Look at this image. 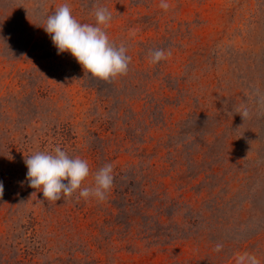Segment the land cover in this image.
<instances>
[{"label": "rangeland", "instance_id": "1", "mask_svg": "<svg viewBox=\"0 0 264 264\" xmlns=\"http://www.w3.org/2000/svg\"><path fill=\"white\" fill-rule=\"evenodd\" d=\"M64 3L111 12L126 75L58 52L44 27ZM169 3L0 0V264H264V0ZM57 145L88 161L85 186L113 164L106 200L30 186L26 158Z\"/></svg>", "mask_w": 264, "mask_h": 264}, {"label": "clouds", "instance_id": "2", "mask_svg": "<svg viewBox=\"0 0 264 264\" xmlns=\"http://www.w3.org/2000/svg\"><path fill=\"white\" fill-rule=\"evenodd\" d=\"M160 7L167 11L171 5L169 0H160ZM96 24L81 23L72 12L68 3L56 8L47 17L45 31L50 35L59 53L69 52L92 76L109 81L129 71L131 57L124 44L116 46L106 31L112 20V14L106 7L95 10ZM171 51L155 49L150 53L153 64L166 60ZM264 100V95L260 97ZM252 105L244 102L237 111L245 113ZM264 109V104L258 105ZM28 168L26 178L32 188L40 190L48 202L71 198H95L98 201L107 199L114 187L115 175L112 163L105 164L95 173L94 186H85L91 174L87 160L72 157L57 145L51 152L38 151L25 160ZM4 184L0 181V192ZM223 243L221 239L215 242ZM235 264H261L255 254L244 252L235 257Z\"/></svg>", "mask_w": 264, "mask_h": 264}]
</instances>
